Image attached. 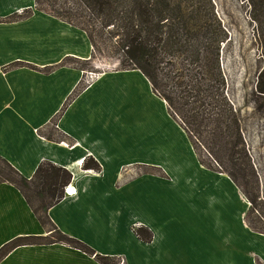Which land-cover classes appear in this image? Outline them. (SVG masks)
Instances as JSON below:
<instances>
[{
	"label": "crops",
	"instance_id": "obj_1",
	"mask_svg": "<svg viewBox=\"0 0 264 264\" xmlns=\"http://www.w3.org/2000/svg\"><path fill=\"white\" fill-rule=\"evenodd\" d=\"M25 11L26 20L4 21ZM0 21V158L28 180L46 162L71 174L73 194L48 211L62 234L124 264H264L249 202L227 174L201 163L141 72L108 71L65 109L85 76L67 61L94 59L85 32L36 10L35 0H0ZM138 228L153 240L141 241ZM50 234L21 191L0 184V249ZM0 264L99 263L50 244L20 246Z\"/></svg>",
	"mask_w": 264,
	"mask_h": 264
},
{
	"label": "trees",
	"instance_id": "obj_2",
	"mask_svg": "<svg viewBox=\"0 0 264 264\" xmlns=\"http://www.w3.org/2000/svg\"><path fill=\"white\" fill-rule=\"evenodd\" d=\"M204 1L63 0L59 5V0H35L36 10L84 31L94 53L99 51L100 44L112 42L113 54L121 60L122 71L141 72L181 121L191 139L193 129L202 136V130L212 127L213 143L222 144L234 159L239 146L242 147L240 153L245 149L239 136L238 120L227 101V84L221 65L222 47L228 42L229 35L217 20L211 2ZM44 2L51 7V13L40 8ZM248 2L264 59V0ZM31 15V11H25L4 21H23ZM260 79L264 80V68ZM84 90L85 87L80 85L65 109L72 98ZM259 92L264 94L262 85ZM62 114L57 115L52 124H56ZM209 154L217 162L213 153ZM0 164L3 165L0 184L18 188L39 222L51 228L48 237H23L6 244L0 249V262L20 246L64 244L87 254L99 264L119 263L116 258L96 254L84 243L62 234L49 219L48 211L61 202L65 188L71 182L72 176L67 170L46 162L28 180L4 159L0 158ZM244 164L241 160L238 168L247 170ZM85 168L100 172L94 160H87ZM224 173L236 184L235 175ZM134 233L146 243L153 240L152 233L146 229L138 228Z\"/></svg>",
	"mask_w": 264,
	"mask_h": 264
},
{
	"label": "rangeland",
	"instance_id": "obj_3",
	"mask_svg": "<svg viewBox=\"0 0 264 264\" xmlns=\"http://www.w3.org/2000/svg\"><path fill=\"white\" fill-rule=\"evenodd\" d=\"M62 1L59 0V5ZM209 1L217 20L229 35L228 42L222 47L221 65L226 78L227 101L233 107L238 120L239 136L245 150L240 153L242 147L239 146V153L232 159L222 144L213 143L212 127H209L210 130H202V136L193 129L192 142L205 167L235 175L236 185L250 204L247 223L250 228L253 227V231L264 234V94L259 92L261 85L264 88V80L260 79L264 59L257 26L248 0ZM42 4L40 8L51 13V7L46 2ZM113 51V44L109 41L100 44V49L94 53L91 62L69 60L66 65L81 68L85 72L81 86L86 89L106 72L122 71L121 60ZM210 152L217 158L218 163ZM241 160L244 161V166L247 165L245 171L238 168ZM0 168H3L2 164ZM118 264L124 262L119 260Z\"/></svg>",
	"mask_w": 264,
	"mask_h": 264
},
{
	"label": "built area",
	"instance_id": "obj_4",
	"mask_svg": "<svg viewBox=\"0 0 264 264\" xmlns=\"http://www.w3.org/2000/svg\"><path fill=\"white\" fill-rule=\"evenodd\" d=\"M65 193L67 194V195H69V196H71L73 193H70L69 192V189H68V187L67 188H65Z\"/></svg>",
	"mask_w": 264,
	"mask_h": 264
},
{
	"label": "clouds",
	"instance_id": "obj_5",
	"mask_svg": "<svg viewBox=\"0 0 264 264\" xmlns=\"http://www.w3.org/2000/svg\"><path fill=\"white\" fill-rule=\"evenodd\" d=\"M83 164H84V162L81 163V165H83Z\"/></svg>",
	"mask_w": 264,
	"mask_h": 264
}]
</instances>
